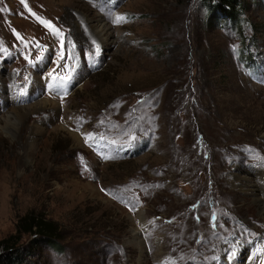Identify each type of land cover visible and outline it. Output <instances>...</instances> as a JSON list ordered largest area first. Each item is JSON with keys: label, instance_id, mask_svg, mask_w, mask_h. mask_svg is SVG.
Returning <instances> with one entry per match:
<instances>
[{"label": "rangeland", "instance_id": "374dc122", "mask_svg": "<svg viewBox=\"0 0 264 264\" xmlns=\"http://www.w3.org/2000/svg\"><path fill=\"white\" fill-rule=\"evenodd\" d=\"M212 1L0 0V240L33 211L64 249L25 264L264 259V0Z\"/></svg>", "mask_w": 264, "mask_h": 264}, {"label": "trees", "instance_id": "16d2710c", "mask_svg": "<svg viewBox=\"0 0 264 264\" xmlns=\"http://www.w3.org/2000/svg\"><path fill=\"white\" fill-rule=\"evenodd\" d=\"M243 2L244 0L209 2L205 25L212 28L219 23H226L230 28L238 30L242 21L240 14ZM24 234L33 238L25 246L18 247ZM60 239L61 231L56 223L30 211L18 219L15 234L0 240V264H25L44 248L62 254L64 249L58 243Z\"/></svg>", "mask_w": 264, "mask_h": 264}, {"label": "bare ground", "instance_id": "6f19581e", "mask_svg": "<svg viewBox=\"0 0 264 264\" xmlns=\"http://www.w3.org/2000/svg\"><path fill=\"white\" fill-rule=\"evenodd\" d=\"M102 24L99 20H97V21H95V25L92 26V28H94V35H95L96 39H98V42H100V43L105 42V44H107V42H110V40L112 38V34L110 32H108V28H106V26H104ZM257 177H258V179H257L258 183L256 181L250 180L248 178H239L238 176L233 177L231 186L233 188L243 189L244 187L241 185V182H244L246 184L245 186H247L251 189L250 194L255 199V203L261 207L262 211H264V172L261 171V169H259V168H258V176ZM263 260H260V262L254 261L253 264H261L263 262Z\"/></svg>", "mask_w": 264, "mask_h": 264}, {"label": "snow or ice", "instance_id": "6c2138e0", "mask_svg": "<svg viewBox=\"0 0 264 264\" xmlns=\"http://www.w3.org/2000/svg\"><path fill=\"white\" fill-rule=\"evenodd\" d=\"M22 2H23V0H22ZM124 19H125V17H123V16H117V17H116V22L119 23L120 21H122V20H124ZM48 27L51 28L52 26L49 24ZM53 31H55V29H53ZM56 34L59 35V36H61V39H60V47H61V49H62V51H61V58L63 59V58H64L63 50H64V44H65V41H64V38H63V36H62L61 33L57 32ZM37 47H39V45H37ZM40 58H41V57H37L38 60H39ZM49 75L52 76V73H49ZM52 78H53V80H56V79H57V78L54 77V76H52ZM72 78H73V77H72V73H71V71H70L69 75L59 77V83L56 85V88H54L53 90L58 92L60 89L65 88L66 85L70 82V80H71ZM133 139H135V138L133 137ZM129 146H131V144H130ZM233 255H235V253H233Z\"/></svg>", "mask_w": 264, "mask_h": 264}]
</instances>
